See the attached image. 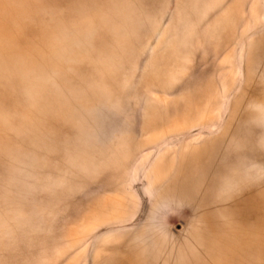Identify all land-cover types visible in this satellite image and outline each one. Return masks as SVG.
I'll use <instances>...</instances> for the list:
<instances>
[{
    "label": "rangeland",
    "instance_id": "obj_1",
    "mask_svg": "<svg viewBox=\"0 0 264 264\" xmlns=\"http://www.w3.org/2000/svg\"><path fill=\"white\" fill-rule=\"evenodd\" d=\"M0 264H264V0H0Z\"/></svg>",
    "mask_w": 264,
    "mask_h": 264
}]
</instances>
